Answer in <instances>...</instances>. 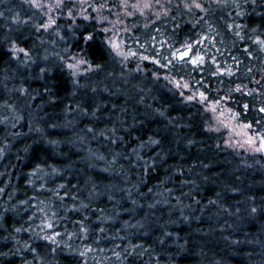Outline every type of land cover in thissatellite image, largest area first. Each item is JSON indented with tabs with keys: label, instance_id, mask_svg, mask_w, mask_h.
Returning a JSON list of instances; mask_svg holds the SVG:
<instances>
[{
	"label": "trees",
	"instance_id": "1",
	"mask_svg": "<svg viewBox=\"0 0 264 264\" xmlns=\"http://www.w3.org/2000/svg\"><path fill=\"white\" fill-rule=\"evenodd\" d=\"M201 1L127 32L126 65L95 19L0 0V264H264V155L164 75L264 136V0Z\"/></svg>",
	"mask_w": 264,
	"mask_h": 264
},
{
	"label": "rangeland",
	"instance_id": "2",
	"mask_svg": "<svg viewBox=\"0 0 264 264\" xmlns=\"http://www.w3.org/2000/svg\"><path fill=\"white\" fill-rule=\"evenodd\" d=\"M31 3L45 16L44 28L55 25L60 17H79L88 20L95 19L106 34L110 48L119 55L127 65L133 59L139 60L144 55L127 49L124 35L138 28L139 25H148L158 20L181 5L190 9H202L203 1L195 0L188 3L182 0H30ZM185 2V3H184ZM15 54H25L26 51L13 46ZM191 58V57H190ZM189 59V58H188ZM69 67L75 73H84L89 65L81 56H73ZM166 79L180 91L184 100L198 101L207 113L210 114L208 129L213 131L224 130L227 133L225 144L230 148L249 153L264 155V136L262 133L252 132L249 124L239 120L236 111L227 106V97L217 102L209 101L203 95L192 90L186 80H180L164 74Z\"/></svg>",
	"mask_w": 264,
	"mask_h": 264
},
{
	"label": "water",
	"instance_id": "3",
	"mask_svg": "<svg viewBox=\"0 0 264 264\" xmlns=\"http://www.w3.org/2000/svg\"><path fill=\"white\" fill-rule=\"evenodd\" d=\"M191 53H192V48L188 47L183 49L182 51H179L176 56L180 61H183V59L190 58Z\"/></svg>",
	"mask_w": 264,
	"mask_h": 264
},
{
	"label": "snow or ice",
	"instance_id": "4",
	"mask_svg": "<svg viewBox=\"0 0 264 264\" xmlns=\"http://www.w3.org/2000/svg\"><path fill=\"white\" fill-rule=\"evenodd\" d=\"M195 62V61H194Z\"/></svg>",
	"mask_w": 264,
	"mask_h": 264
}]
</instances>
